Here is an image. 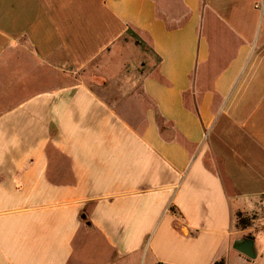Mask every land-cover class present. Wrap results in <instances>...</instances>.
Returning a JSON list of instances; mask_svg holds the SVG:
<instances>
[{"label":"crops","instance_id":"obj_1","mask_svg":"<svg viewBox=\"0 0 264 264\" xmlns=\"http://www.w3.org/2000/svg\"><path fill=\"white\" fill-rule=\"evenodd\" d=\"M0 264H264V0H0Z\"/></svg>","mask_w":264,"mask_h":264},{"label":"water","instance_id":"obj_2","mask_svg":"<svg viewBox=\"0 0 264 264\" xmlns=\"http://www.w3.org/2000/svg\"><path fill=\"white\" fill-rule=\"evenodd\" d=\"M234 250H236L238 253H241L248 259H254L255 258V251L253 248V241L251 237H246L241 240H238L234 243L233 246Z\"/></svg>","mask_w":264,"mask_h":264},{"label":"trees","instance_id":"obj_3","mask_svg":"<svg viewBox=\"0 0 264 264\" xmlns=\"http://www.w3.org/2000/svg\"><path fill=\"white\" fill-rule=\"evenodd\" d=\"M132 37L134 38L135 44L143 47L144 44L135 35H132ZM237 218H238V226L239 227L245 228L246 226H248L249 223L241 218V214L238 213Z\"/></svg>","mask_w":264,"mask_h":264},{"label":"rangeland","instance_id":"obj_4","mask_svg":"<svg viewBox=\"0 0 264 264\" xmlns=\"http://www.w3.org/2000/svg\"><path fill=\"white\" fill-rule=\"evenodd\" d=\"M241 218H242L243 220H245L246 222L250 223L249 221L251 220V217H243V216H241ZM237 221H238V220H237Z\"/></svg>","mask_w":264,"mask_h":264}]
</instances>
